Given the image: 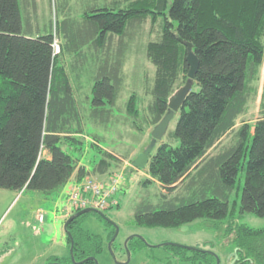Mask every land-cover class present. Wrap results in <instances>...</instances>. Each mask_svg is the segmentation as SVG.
Masks as SVG:
<instances>
[{
    "label": "trees",
    "instance_id": "trees-1",
    "mask_svg": "<svg viewBox=\"0 0 264 264\" xmlns=\"http://www.w3.org/2000/svg\"><path fill=\"white\" fill-rule=\"evenodd\" d=\"M149 18L159 26L157 38L146 47L155 77L149 91L152 98L143 112L137 96L129 98L127 112L136 128L156 126L168 112L170 99L186 85L184 41L193 44L199 67L176 113L175 129H168L146 168L140 169L147 176L143 184L156 182L163 188L160 201L142 200L135 221L179 227L209 219L213 223L206 225L218 228L226 220L224 234L234 235L237 247L232 264H264V228L228 218L238 209L230 194L241 169L246 176L239 211L264 217V93L261 117L235 130L264 65V0H110L87 8L79 20L62 19L56 31L49 23L47 32L34 31L30 14L23 17L20 0H0V188L50 193L64 187L74 174L77 181L90 174L63 148L81 151L84 144L78 137L84 136L83 106L77 98L79 65L74 62L91 56L98 63L89 118L108 123L124 84V40ZM57 34L64 40L59 52L54 47ZM115 46L117 51L111 53ZM232 132L233 142L222 146ZM95 137L90 143L102 158L93 173L107 174L120 157L103 150ZM101 212L104 216L95 214L104 219ZM84 215L65 230L69 255L47 264H96L103 238L81 227ZM68 233L74 239L76 262ZM167 247L178 252L184 264L217 263L210 250Z\"/></svg>",
    "mask_w": 264,
    "mask_h": 264
},
{
    "label": "rangeland",
    "instance_id": "rangeland-1",
    "mask_svg": "<svg viewBox=\"0 0 264 264\" xmlns=\"http://www.w3.org/2000/svg\"><path fill=\"white\" fill-rule=\"evenodd\" d=\"M109 1L20 0L23 17L30 14L35 32L51 31L49 28L51 22L54 26L53 31H56L57 23L59 26L62 19L79 20L87 8ZM158 30L159 26L154 25L149 18L144 23L134 26L130 37L124 40L122 69L124 84L113 108L114 115L106 124L89 118L91 89L99 67L98 63L94 62L91 56L87 61L74 62L79 65L81 89L77 98L83 106L81 114L84 136L78 137L84 144L81 151L67 145H63V148L80 159V164L90 168L91 172L87 176L101 180L97 173H93V169L102 155L90 143L97 136L103 150L120 157L107 175L124 172L122 188L115 194L118 205L107 208L104 211L106 214L104 219H100L95 213H87L81 218L80 225L90 234L103 238V250L98 255V264H184L179 260L178 252L167 247L169 244L210 250L220 258L221 264H232L237 247L233 243L234 235L226 238L224 234L226 220L222 221L218 228L207 226L206 224L213 223L209 219H199L179 227L145 226L135 221V211L141 201L146 199L158 203L163 192V188L156 182L143 184L147 178L145 171L132 166L136 156L150 143L151 132L155 126L143 124V129L140 130L135 127L133 118L127 112V104L133 94L137 96L138 107L142 112L152 98L149 91L154 82L155 66L147 57L146 47L150 41L157 38ZM55 40L58 43L55 51L59 52L64 40L59 34ZM116 46L111 48V53L117 51ZM76 53L73 55L76 56ZM67 59L72 61V58ZM68 64L70 69L71 63ZM252 88V97L246 111L238 118L235 130L243 124H253L261 117L264 65ZM178 117L177 114L171 120L169 130L175 129ZM74 127L78 128L76 124ZM234 132L223 139L222 146H229L233 142ZM245 176V169H241L237 186L230 194V201H237L239 205ZM66 201L64 187L50 193L33 189L17 191L0 188V264H47L54 257L66 258L69 255V246L64 229L66 219L62 216ZM239 205L229 219L233 218L237 223L255 229L264 228V217L250 212L241 214ZM230 209H233L232 206ZM40 210L45 213L44 222L39 220ZM117 227L118 234L110 245L111 232ZM130 237L132 238L126 245ZM186 254L192 253L188 251Z\"/></svg>",
    "mask_w": 264,
    "mask_h": 264
},
{
    "label": "water",
    "instance_id": "water-1",
    "mask_svg": "<svg viewBox=\"0 0 264 264\" xmlns=\"http://www.w3.org/2000/svg\"><path fill=\"white\" fill-rule=\"evenodd\" d=\"M184 44L186 46V52H187L185 60L187 62V65L189 66V70H188V74H187L189 79H188L186 85L184 87H182L177 93H175V95L170 99L168 112L164 115L162 120L153 128V130L151 132L152 139H151L150 143L133 160L132 165L135 168H139V169H145L146 168V166L149 162L150 154L154 150L157 142L162 140L163 137L166 135V133L169 129L171 120L175 117L176 113L180 110L187 94L190 92V90L192 88V81L195 79L196 73H197L198 67H199V59L193 50V44L190 42H185V41H184ZM90 212L98 213V214L104 216V214L99 210H96L93 208H86V209L80 210V211L76 212L75 214H73L72 216H70L64 224V229L66 230L68 223L71 222L72 220H74L75 218H77L83 214L90 213ZM68 234H69L70 239H71V249H70L71 257H72V260L75 261L74 254H73L74 239H73L71 233H68ZM117 234H118V227L116 228V232L110 241V245H112ZM131 238L132 237H130L127 240L126 245L128 244V242ZM189 248L194 249V250H201L199 248H194V247H189ZM91 258L95 259L94 257H91ZM216 258H217L216 264H221V260L217 255H216ZM95 260H96V264H98V260L97 259H95ZM82 262H77V263H82Z\"/></svg>",
    "mask_w": 264,
    "mask_h": 264
},
{
    "label": "built area",
    "instance_id": "built-area-1",
    "mask_svg": "<svg viewBox=\"0 0 264 264\" xmlns=\"http://www.w3.org/2000/svg\"><path fill=\"white\" fill-rule=\"evenodd\" d=\"M54 47L55 50L58 48L57 42L54 43ZM123 180L124 172H118L106 181L85 176L80 181L68 183L66 187L67 201L63 207L62 216L67 218L76 210L86 208L105 211L110 206L118 205L115 194L122 188ZM39 220L40 222L45 221L43 210L39 212Z\"/></svg>",
    "mask_w": 264,
    "mask_h": 264
},
{
    "label": "crops",
    "instance_id": "crops-1",
    "mask_svg": "<svg viewBox=\"0 0 264 264\" xmlns=\"http://www.w3.org/2000/svg\"><path fill=\"white\" fill-rule=\"evenodd\" d=\"M33 2H34V1H33ZM80 165L85 166V168H86L88 171L90 170V168H89L87 165H84V164H80ZM97 174H98L99 179H101V181L109 180V178L111 177V176H109V175H107V174H99V173H97ZM145 174H146V173H145ZM73 181H76V174L73 175L72 179H71L68 183H71V182H73ZM66 187H67V184H66V186H64V188H66ZM117 204H118V201H117ZM63 218L65 219L64 216H63Z\"/></svg>",
    "mask_w": 264,
    "mask_h": 264
},
{
    "label": "flooded vegetation",
    "instance_id": "flooded-vegetation-1",
    "mask_svg": "<svg viewBox=\"0 0 264 264\" xmlns=\"http://www.w3.org/2000/svg\"><path fill=\"white\" fill-rule=\"evenodd\" d=\"M115 232H116V230H115ZM115 234V233H114ZM114 236V235H113ZM113 236H112V238H113Z\"/></svg>",
    "mask_w": 264,
    "mask_h": 264
},
{
    "label": "bare ground",
    "instance_id": "bare-ground-1",
    "mask_svg": "<svg viewBox=\"0 0 264 264\" xmlns=\"http://www.w3.org/2000/svg\"><path fill=\"white\" fill-rule=\"evenodd\" d=\"M74 214V213H73Z\"/></svg>",
    "mask_w": 264,
    "mask_h": 264
}]
</instances>
